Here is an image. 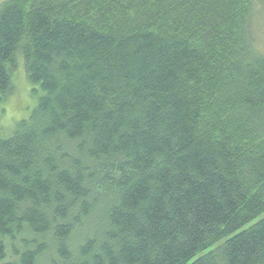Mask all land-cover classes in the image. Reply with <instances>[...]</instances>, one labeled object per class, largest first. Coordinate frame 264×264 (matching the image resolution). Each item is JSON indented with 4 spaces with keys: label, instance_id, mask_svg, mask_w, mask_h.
<instances>
[{
    "label": "trees",
    "instance_id": "obj_1",
    "mask_svg": "<svg viewBox=\"0 0 264 264\" xmlns=\"http://www.w3.org/2000/svg\"><path fill=\"white\" fill-rule=\"evenodd\" d=\"M261 6L0 4V264H264Z\"/></svg>",
    "mask_w": 264,
    "mask_h": 264
},
{
    "label": "rangeland",
    "instance_id": "obj_2",
    "mask_svg": "<svg viewBox=\"0 0 264 264\" xmlns=\"http://www.w3.org/2000/svg\"><path fill=\"white\" fill-rule=\"evenodd\" d=\"M5 1L7 0H0V4ZM253 21L256 47L264 53V6L257 10ZM13 84L14 93L0 105V136L4 138L11 137L18 122L31 117L40 97V93L36 92L39 88L28 80L23 60H20L14 74Z\"/></svg>",
    "mask_w": 264,
    "mask_h": 264
}]
</instances>
